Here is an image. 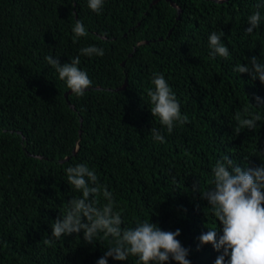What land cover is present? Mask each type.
Segmentation results:
<instances>
[{
  "label": "trees",
  "instance_id": "trees-1",
  "mask_svg": "<svg viewBox=\"0 0 264 264\" xmlns=\"http://www.w3.org/2000/svg\"><path fill=\"white\" fill-rule=\"evenodd\" d=\"M154 1L105 0L97 14L87 0H0V264H96L103 256L108 241L86 243L82 233L43 242L68 200L80 195L65 172L77 163L113 193L122 227L148 219L164 231L181 229L177 239L191 264H214L220 254L199 244L201 233L220 225L193 186L211 188V168L225 156L241 167L261 163L264 104L256 97L264 98V83L233 68L252 56L264 61V5ZM256 11L261 24L248 33L247 17ZM77 20L87 35L74 43ZM213 31L228 59L209 55ZM88 45L104 49L103 56L80 57L92 84L83 96L66 97L71 90L45 56L63 64ZM153 73L165 76L187 116L171 133L150 112ZM249 112L262 117L254 130L239 126ZM151 128L162 131L164 143L152 139ZM108 264L136 258L109 257Z\"/></svg>",
  "mask_w": 264,
  "mask_h": 264
},
{
  "label": "clouds",
  "instance_id": "clouds-1",
  "mask_svg": "<svg viewBox=\"0 0 264 264\" xmlns=\"http://www.w3.org/2000/svg\"><path fill=\"white\" fill-rule=\"evenodd\" d=\"M104 3L105 0H87L88 8L97 14L102 12ZM261 5L264 0H258L257 7ZM261 19L259 11L249 15L245 31L252 33ZM86 35L85 25L77 20L72 28L73 42ZM208 48L212 58L230 57L222 36L215 31L208 35ZM103 55V48L88 45L81 47L70 62L61 64L59 58L52 55L45 56V60L71 93L80 97L92 84L88 74L79 67L80 57ZM233 70L264 83V61L257 56L234 65ZM150 83L152 87L147 89L150 112L171 133L174 125L183 124L187 116L181 113L180 102L162 73H153ZM256 101L257 105L264 104V98L259 96ZM261 119L260 114L249 112L247 117L239 119V126L254 130ZM150 131L154 141L164 143L165 136L160 129L151 128ZM261 157L264 152H260V164L241 167L225 156L216 160L211 168V188L202 192L198 182L193 186L207 200L219 221V230L209 229L198 238L200 245L211 243L220 252L214 264H264V158ZM65 172L67 183L80 195L68 200L64 211L51 223V237L44 239L45 245L62 236L82 233L86 243H94L97 238L108 241L109 247L96 264H108L109 257L127 261L130 256L136 258V264H168L170 261L191 264L189 249L177 239L181 229L164 231L148 219L137 221L134 227H122L124 221L121 213L115 210V197L106 186L98 183L94 170L87 164L77 163L68 166ZM97 197H103L105 202L101 204Z\"/></svg>",
  "mask_w": 264,
  "mask_h": 264
},
{
  "label": "water",
  "instance_id": "water-1",
  "mask_svg": "<svg viewBox=\"0 0 264 264\" xmlns=\"http://www.w3.org/2000/svg\"><path fill=\"white\" fill-rule=\"evenodd\" d=\"M159 0H155L154 1V4H156ZM218 2H223L224 0H217ZM171 4L174 6V7H177L178 8V13L181 12V9L174 3L171 1ZM127 85V80L125 81V84L122 88H119V89H124ZM71 94V91H69L67 94H66V97H68V95ZM75 152V151H74Z\"/></svg>",
  "mask_w": 264,
  "mask_h": 264
}]
</instances>
